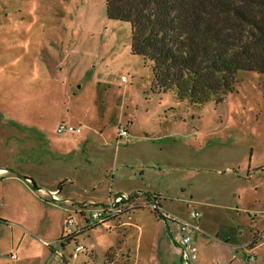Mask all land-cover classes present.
I'll return each mask as SVG.
<instances>
[{
    "label": "rangeland",
    "instance_id": "374dc122",
    "mask_svg": "<svg viewBox=\"0 0 264 264\" xmlns=\"http://www.w3.org/2000/svg\"><path fill=\"white\" fill-rule=\"evenodd\" d=\"M131 34L130 23L109 19L106 0H0V264H129V252L185 264L176 224L144 207L149 193L168 213L202 214L195 241L209 260L220 239L250 243L263 231L247 264H264V73L240 70L224 100L194 106L153 90ZM121 129L130 138L118 143ZM15 173L46 191L64 184L61 203ZM132 191L145 195L129 225L85 229L62 245L73 212L65 198L87 202L93 222L90 210ZM74 216L77 232L87 224Z\"/></svg>",
    "mask_w": 264,
    "mask_h": 264
},
{
    "label": "trees",
    "instance_id": "16d2710c",
    "mask_svg": "<svg viewBox=\"0 0 264 264\" xmlns=\"http://www.w3.org/2000/svg\"><path fill=\"white\" fill-rule=\"evenodd\" d=\"M106 7L109 19L130 23L131 52L151 63L153 90L197 106L224 100L240 70L264 73V0H106Z\"/></svg>",
    "mask_w": 264,
    "mask_h": 264
},
{
    "label": "built area",
    "instance_id": "2783aa9c",
    "mask_svg": "<svg viewBox=\"0 0 264 264\" xmlns=\"http://www.w3.org/2000/svg\"><path fill=\"white\" fill-rule=\"evenodd\" d=\"M123 79L126 80V77H123ZM58 131H70L80 133L82 129L76 128L73 125H61ZM129 138L130 134L127 129H121L119 131L118 143H121L122 141H125ZM40 191L42 193H49L53 202L56 203L59 201V191L48 192L45 189H40ZM130 195L131 194H116L114 198H110L109 204L103 205L102 207L96 208L94 210H90L93 222H90V220L88 219V215L85 214L87 208L78 206V208H75L67 218V226H65L64 230L65 236L68 238L74 237L76 234L87 229L86 226H88V228L99 225L108 226V224L114 219H120L122 215L142 207L135 201V199H132ZM146 206L152 207L153 210H155L166 222L176 224L175 236L173 237L176 243L175 247L179 255L181 256L185 264H197L198 246L194 243L193 233L201 231L202 214L197 209H191L187 218H182L174 214L168 213L165 209H163L160 200H154L152 202L147 201L144 204V207ZM74 213H80L83 217H86L85 220L87 222H85L87 225H85L84 228L77 232L71 229V227H73L76 223ZM262 237L263 231H259L258 235L255 236L254 240L250 244H247L245 246V248L252 252L248 254V259L244 260L245 264H247L248 261L256 258V255L255 253H253L252 250L257 245V242L262 239ZM83 249L84 247L81 245H78L76 248L77 251H81ZM234 253L236 254V256H238L236 248L234 249ZM12 256L14 258L17 257L16 253L12 254Z\"/></svg>",
    "mask_w": 264,
    "mask_h": 264
},
{
    "label": "crops",
    "instance_id": "0c3cea01",
    "mask_svg": "<svg viewBox=\"0 0 264 264\" xmlns=\"http://www.w3.org/2000/svg\"><path fill=\"white\" fill-rule=\"evenodd\" d=\"M6 171H7V168L0 167V175L3 174V173L5 174ZM11 177L18 178V179H22L23 178L21 176V174H19V173L18 174L15 173V175H12ZM23 179H25V182H27L29 184H30L29 181H31L33 183V188L35 190L36 189H45L43 187L42 188L37 187V184L33 180H31L28 176H25ZM62 185H64V184H61L59 186V188H57V189L48 188V192H50V191H59V195L58 196H59V202L60 203H61V200H62L61 197H60V194H61V192L63 191V188H64V187H62ZM32 192H34V191H32ZM137 192L141 193L143 196L145 195L141 191H137ZM132 193H136V191L128 192L127 194H132ZM119 194H126V193L125 192H119ZM145 198L147 199V196L146 195H145ZM46 202L48 204H50V205H53V206L58 205V202H56V203L53 202L52 201V198L49 197V196H47ZM64 203H67L69 205V206H65V210L66 211H70V210L73 211L75 208H78V206L79 207H82V205L87 208V204H86L87 202H82V201L78 202V199H75V198H73V199L72 198H65L64 199ZM87 210L85 211L86 212L85 214H87ZM127 215H129V214L126 213V214L122 215L120 219L119 218L118 219H114L112 222H117V224L119 223V224L129 225V222H127L126 220H124ZM68 216H66V218L63 220V227H62V230L63 231H62V234H61L62 237L60 236V238H59L61 240V242H62V245H66L67 243H70V241H72L71 239H68V240L64 241V238H65V232H64V230H65V223H66V219L68 218ZM84 218H86V217H84ZM122 220H124V221H122ZM1 222H6V221L5 220H1ZM84 227H85V225H82L81 229L84 228ZM111 228H112V226H111ZM142 235H143V232H141L140 233V236H139V239H141V240H142ZM200 235H205V231L202 228V224H201V231L200 232H194L193 233L194 243L197 246L199 244L195 240ZM230 241H232V238L226 237L223 240L220 239V242L215 243V246L213 247V249L215 250V252H213V257H214L215 260H217V262L214 261L213 259H211V260L208 259V258L211 257L210 253H208V255L210 257H207V256H204L203 254H200V252L198 251V258L200 259V263H197V264H245L243 258L245 256H247V254L252 253V252L250 250H248L247 248H245L244 246L247 245V244H250L251 242L250 243H245V241H242L240 239H234L233 242H230ZM227 243H229V244H227ZM198 247H200V246H198ZM258 247L259 246L256 245L253 248V250H252L253 253H255V255H257L256 249ZM115 248L116 247L113 246L110 249L112 251ZM235 248H236V252L238 253V256H236V254L234 253V249ZM175 250L177 251L176 247H175ZM128 255L129 256L127 258V261H128L129 264H141V263L142 264H149L150 263V261H148V260H143V262H142L139 259V255H137L136 260L132 261L131 260L132 259L131 253L129 252ZM216 255H218V257H216ZM239 256H241L242 258L240 259Z\"/></svg>",
    "mask_w": 264,
    "mask_h": 264
}]
</instances>
